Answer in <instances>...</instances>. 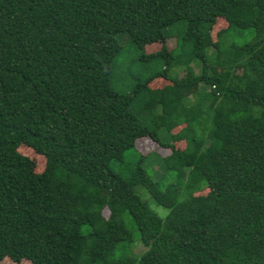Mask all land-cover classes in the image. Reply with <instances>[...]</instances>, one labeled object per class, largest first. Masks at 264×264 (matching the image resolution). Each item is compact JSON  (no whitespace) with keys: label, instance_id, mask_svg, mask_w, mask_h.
Returning a JSON list of instances; mask_svg holds the SVG:
<instances>
[{"label":"trees","instance_id":"obj_1","mask_svg":"<svg viewBox=\"0 0 264 264\" xmlns=\"http://www.w3.org/2000/svg\"><path fill=\"white\" fill-rule=\"evenodd\" d=\"M218 18L226 26L204 45ZM119 34L138 49L159 44L139 56L149 69L129 93L111 83ZM172 67L189 77H170ZM156 77L170 82L151 88ZM143 136L169 148L183 140L180 152L171 149L179 166H163L155 179L135 152L129 167L124 151ZM20 144L43 155L42 171ZM112 162L128 167L114 172ZM134 242L140 253H130ZM4 257L264 264V0H0Z\"/></svg>","mask_w":264,"mask_h":264},{"label":"rangeland","instance_id":"obj_2","mask_svg":"<svg viewBox=\"0 0 264 264\" xmlns=\"http://www.w3.org/2000/svg\"><path fill=\"white\" fill-rule=\"evenodd\" d=\"M226 26V23L224 20L218 18L214 22V24L211 26V29L209 30L207 36L203 39V44L208 45L211 42L215 40L216 32ZM244 34L246 38L250 36L249 31H244ZM174 36L168 37L165 39V46L167 49H171L174 46ZM116 39L118 43L121 46L120 52L117 55L115 61H114V68L112 71L111 76V83L120 92L123 93H129L132 90V87L134 83L136 82V77H142L144 76L149 66L143 65L139 61V56L143 53H149L158 50L159 44H150L146 45L144 49H138L135 47L133 43H131L127 36L125 34H119L116 36ZM211 54V50H210ZM195 72H198L199 65L193 64L192 65ZM159 68L152 66L151 69ZM212 72L215 75L221 76L222 72L219 68H212ZM236 72H239V67L236 68ZM132 74L133 78H129L128 76ZM175 75V76H174ZM170 77H189L188 72L185 69L178 68V67H172L171 71H169ZM169 80L161 79L160 77H156L155 79L151 80L148 85H150L151 88H158L164 84L167 83ZM170 82V81H169ZM202 88V86L200 85ZM196 85H189L185 86L182 90L183 96L186 98V96H189V99L191 98V94L195 93L196 91ZM178 128V127H177ZM176 131V128L172 130V132ZM169 138L166 140L168 141ZM171 148L169 147H161L157 142L149 138L148 136H143L140 138H137L134 142L135 147L129 148L124 151V158L125 161L128 162L129 167H132L136 163V156L135 152L143 156V159L141 162H139V165L143 168L147 169L148 173L153 176L155 179L158 178L162 174V169L164 167H178L180 164L179 157L175 156L177 161H173V157L171 156V149H176L177 151H181L184 147L183 140L179 141H173L171 142ZM16 150L28 157L29 159L33 160L34 162V171L40 172L42 171L45 163V159L43 155L36 153L28 146H25L23 144H20L17 146ZM151 158V159H150ZM150 161V162H149ZM148 165L155 166L154 170H152ZM159 165V166H158ZM158 166V167H156ZM161 166V167H160ZM164 166V167H163ZM111 169L114 172H124L126 167L125 165L112 162L110 164ZM156 173V174H155ZM164 174V173H163ZM135 193L139 196V198L147 204V206L154 212H156L160 217H163L167 210L157 205L149 196V194L145 191L144 188L141 186H135L134 187ZM207 189H202L201 191L195 193V194H205ZM124 217L126 222L129 219L128 214L124 213ZM143 250L142 246L138 244V242H134L130 247V253H140ZM0 264H30L27 260H20L19 262H13L7 257H4L2 260H0Z\"/></svg>","mask_w":264,"mask_h":264}]
</instances>
